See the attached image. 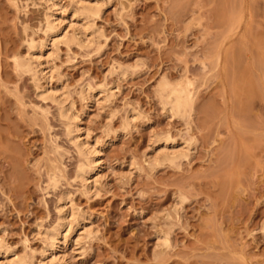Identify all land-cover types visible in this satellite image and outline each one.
Listing matches in <instances>:
<instances>
[{"label":"rangeland","instance_id":"1","mask_svg":"<svg viewBox=\"0 0 264 264\" xmlns=\"http://www.w3.org/2000/svg\"><path fill=\"white\" fill-rule=\"evenodd\" d=\"M79 1L102 5L94 42L48 44L44 72L33 60L36 74L19 69L28 44L44 42L48 2L72 35ZM79 1L0 0V242L10 258L264 264V0ZM163 82L192 91L183 117L164 107ZM48 87L94 147L89 189L62 106L41 96ZM165 146L186 155L162 164ZM50 175L61 178L55 190ZM63 196L76 219L52 247L45 233Z\"/></svg>","mask_w":264,"mask_h":264},{"label":"bare ground","instance_id":"2","mask_svg":"<svg viewBox=\"0 0 264 264\" xmlns=\"http://www.w3.org/2000/svg\"><path fill=\"white\" fill-rule=\"evenodd\" d=\"M76 1V0H75ZM79 1V0H77ZM85 1V0H84ZM77 3V2H76ZM80 3V7H78L77 9L73 10L71 12V15H70V23H69V26L67 24V27H76V31L74 34L72 35H69L67 34V32H65V28L64 26H62L61 24L60 25H56V20L54 19V15H52V11L51 9V6L55 5L56 3L54 2H48V11L47 13L45 14V20H46V23H45V28H43L42 32L44 33V36H45V39H44V42H42L41 44L42 45H39L37 43H35L34 41L30 42L28 44L29 46V59L30 61L27 59L28 62H21L18 64L20 65L21 68H19V65H18V68L19 69H23V71L25 70V72L27 71L28 73L32 72V73H37L35 71L33 67L34 64H32V62L34 61H38L39 65L37 67H41L42 69V72H44V67L41 59L44 58L42 57L43 56V50L44 48L46 47L47 48V45L48 44H51V45H55L56 43H65L67 44L68 46H70L71 44H78V46H82L83 47V41L85 39L87 45L91 44V42H94L92 40L93 37H89V36H93L94 34L96 35V32L94 33L92 30H91V27H89V23H90V19H93L94 18L96 19V17L98 15H100V12H101V3L99 1H96L94 3H86V2H81L79 1L78 4ZM16 4V3H15ZM79 6V5H77ZM57 7V4L56 6ZM51 8V9H50ZM58 8V7H57ZM58 12V11H56ZM55 13V12H54ZM102 13V12H101ZM63 23V22H62ZM92 23V21H91ZM68 29V28H67ZM67 31V30H66ZM91 31V32H90ZM95 31V30H94ZM90 32V33H89ZM92 33V34H91ZM98 36V35H97ZM100 36V35H99ZM84 38V39H83ZM96 38V37H95ZM83 40V41H82ZM82 42V43H81ZM60 43V44H61ZM94 44V43H93ZM100 44V43H99ZM59 45V44H58ZM49 46V45H48ZM56 46V45H55ZM85 46V45H84ZM46 58V56H45ZM33 60V61H32ZM24 61V60H23ZM45 62V61H44ZM36 63V62H35ZM46 64H47V61H46ZM45 64V65H46ZM16 65V66H17ZM35 66V65H34ZM36 68V67H35ZM37 69V68H36ZM47 69V67H46ZM45 69V70H46ZM49 69V68H48ZM47 69V70H48ZM51 70V69H50ZM22 71V72H23ZM52 71V70H51ZM126 71V70H125ZM124 73V72H123ZM34 74V75H35ZM52 74V73H51ZM126 74V73H125ZM32 78V77H31ZM47 80V79H46ZM36 85V84H35ZM178 86L174 87L172 85H170L168 82H163L161 85H160V96L162 95V97H166L164 98L166 101H165V104H164V107L167 108V111L169 112V114L171 115H176L177 117H183L185 114L188 113V110H190L192 108V102H193V99H192V91L190 92L189 90L187 91V87L186 89L182 87V85L179 86V88H177ZM181 87V88H180ZM185 87V86H184ZM89 88V87H88ZM189 88V87H188ZM83 89V88H82ZM58 90V89H57ZM43 90L41 89V96L44 97V100L46 99H50L52 100L53 103H58L60 104V107L61 110H60V113L61 116L63 119H65L67 121L66 123V132H67V135H68V138L69 140L72 142V144L74 143L75 146H76V150L78 152V155L79 157H81V160L80 161V164L78 165L77 167V171H76V178L81 181V183L84 185L85 189H89L91 188L90 187V183L92 181V178H93V174L95 173V168H96V164H97V158L96 156L94 155V147L92 149V147L89 146V144H87V142L81 140L82 138V135L80 134V129H79V126L78 124L75 123L76 121V117L73 116L71 114V112L69 113V110L70 108L68 109V107L66 106L65 107V100L62 101V99H59L61 98L60 95L58 96L57 95V91H53L52 88L48 87L45 89L44 92H42ZM87 91V95H89V97L92 96L91 92L86 90ZM83 92V91H82ZM104 93V92H103ZM40 94V93H39ZM64 94V93H63ZM100 94V93H99ZM166 94V95H165ZM45 95V96H44ZM40 96V95H39ZM83 97V95H81ZM63 97V96H62ZM67 97V96H66ZM65 97V98H66ZM88 97V96H87ZM161 97V98H162ZM64 98V99H65ZM85 98V97H84ZM85 100V99H84ZM91 101V100H90ZM164 101V100H163ZM64 103V104H63ZM72 107V106H70ZM72 109V108H71ZM45 115V114H44ZM170 115V116H171ZM133 119V118H132ZM128 120V119H127ZM64 122V121H63ZM77 122V121H76ZM68 124V125H67ZM86 137V136H85ZM74 140V142H73ZM164 139L161 140V142L163 141ZM166 140V139H165ZM160 141V139H159ZM158 142V140H157ZM166 143V141H165ZM168 143V141H167ZM166 143V145H167ZM156 144V143H154ZM160 144V143H159ZM166 147V146H165ZM161 149H164V148H161ZM168 148L166 147L163 152V154H161L160 156L162 158H160V156H156L155 158H153L150 162H152V164L154 165V163H160L158 160L161 161V163L163 164V162L165 161L166 162H169L170 164L171 163H174L177 159H179L180 157H184V153H182L183 151H175L174 149H172V151H169L171 148ZM187 151V150H186ZM187 153V152H186ZM184 156H183V155ZM160 158V159H159ZM150 164V163H149ZM151 164V166H152ZM157 165V164H156ZM150 166V165H149ZM154 167V166H152ZM60 170V169H59ZM54 175H56V172L54 173ZM59 175V174H58ZM50 181L51 182L48 186L50 189H54L57 187V182L60 181L61 178H59L58 176V180L56 179L57 177L53 175H50ZM54 178V179H53ZM56 179V180H55ZM83 187V186H82ZM88 193V192H87ZM67 198L65 196H63L59 201H60V205L58 206V209H59V217H58V221L56 223V226L50 230L49 232L45 233L46 236L48 235V242L50 241V246L53 247V245L55 244V242L58 240V238H60L59 236H62L64 233V229L67 228V230L71 229L70 231H72V224L73 221H74V218L76 216V214H74L73 212V209L71 212H67V211L64 209L66 208L67 206H64L63 204L66 203V200ZM70 201V200H69ZM72 202V201H71ZM70 202V203H71ZM68 203H66L67 205ZM71 205V204H70ZM56 208V207H55ZM80 212V211H79ZM78 214V213H77ZM72 218V219H71ZM79 218V216H78ZM82 218V217H80ZM79 218V219H80ZM76 219V218H75ZM78 219V220H79ZM85 219V218H84ZM77 222V225L79 226L80 224H78L79 221H76ZM80 223V222H79ZM84 227V226H83ZM85 228V227H84ZM83 229V228H82ZM65 229V231H67ZM85 230V229H84ZM67 234H69V232ZM88 231V229H87ZM86 231V232H87ZM41 232V231H40ZM90 232V231H89ZM87 232V233H89ZM84 233V232H83ZM86 233V234H87ZM71 234V233H70ZM93 234V233H92ZM88 235V234H87ZM89 235H91L89 233ZM41 236V235H40ZM85 236V235H84ZM92 236V235H91ZM65 237V236H64ZM67 237V236H66ZM69 237V235H68ZM67 237V238H68ZM87 237V236H85ZM90 237V236H89ZM84 238L82 234L78 235L77 238H76V242L78 243L79 241H81L80 239ZM79 239V240H78ZM85 239V238H84ZM168 240V239H167ZM166 240V242H167ZM162 241V240H161ZM60 242V241H59ZM80 244V243H79ZM46 245V244H45ZM163 245V244H162ZM167 245V243H166ZM51 247V248H52ZM49 248V247H48ZM7 249V248H6ZM5 247L2 245V243L0 242V264H29V261L24 259V258H20L19 257H12L10 258L9 256V253L6 251ZM10 252V251H9ZM31 260V259H30Z\"/></svg>","mask_w":264,"mask_h":264}]
</instances>
